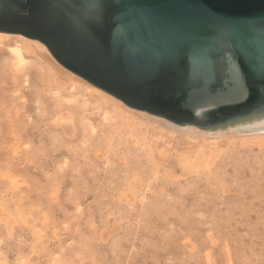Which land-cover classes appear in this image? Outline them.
<instances>
[{
	"label": "rangeland",
	"instance_id": "1",
	"mask_svg": "<svg viewBox=\"0 0 264 264\" xmlns=\"http://www.w3.org/2000/svg\"><path fill=\"white\" fill-rule=\"evenodd\" d=\"M28 44L0 38V264H264V131L187 136L183 168Z\"/></svg>",
	"mask_w": 264,
	"mask_h": 264
},
{
	"label": "water",
	"instance_id": "2",
	"mask_svg": "<svg viewBox=\"0 0 264 264\" xmlns=\"http://www.w3.org/2000/svg\"><path fill=\"white\" fill-rule=\"evenodd\" d=\"M0 33L176 126L264 118V0H0Z\"/></svg>",
	"mask_w": 264,
	"mask_h": 264
},
{
	"label": "bare ground",
	"instance_id": "3",
	"mask_svg": "<svg viewBox=\"0 0 264 264\" xmlns=\"http://www.w3.org/2000/svg\"><path fill=\"white\" fill-rule=\"evenodd\" d=\"M9 36L18 37L25 44L32 43V45L31 44H28L27 45V47L29 49L28 50L29 52L31 50L32 53H36L37 51L35 49H37V50L39 49V51H43L44 54L43 53L42 54L44 55V61L48 63V66L52 70V73H51V74H53V79L52 80H54V85H55V87H57V89L60 88V90H61V88L64 89L66 86H69V85L71 86V85L77 84V83L80 84L82 82L85 83L83 80H81L80 78H78L75 75L71 74L70 72H68L67 70H65L64 68H62L55 60H53L52 59V56L49 54V52L46 50V48L44 46H42V44H40L39 42H37V41L36 42L35 41H30L29 39H26V38H24L22 36H19V35H9V34H2V33H0V38L1 37L2 38H4V37H7L8 38ZM11 51H12V54L15 56V59H17L18 62H19V63L17 62V64H20V62L22 63L23 62V56H22V53H21V47H16L13 50L11 49ZM86 85H88V84L86 83ZM91 87H89V88H91ZM92 88H94V87H92ZM92 88L89 89V90H91L92 92L96 93L97 95H100L103 98V100L104 99L107 100L108 102L112 103L113 106H117V107L121 108L123 111H125V113L130 114L133 117V119L134 118L137 119L136 121H139L140 120V121L146 122L148 124V126H149V129H147L148 132L146 131V133L149 134V135H147V134L146 135L149 138L152 135H156L157 136V135L160 134L161 137H163L162 138L163 144H164V141H165V143H167V144H169L171 146L170 147L171 149L169 148L170 150H167L163 146L164 147L163 152L167 150V152L170 153L171 150H175V152H176L175 154H178V155H175V156L179 159V161L181 163V166L183 168L189 167L191 165L189 163L190 158L195 155L196 148H197L198 145H200V144H196V146H195L193 144H190L185 139L187 136H193V137L195 136L196 139H197V137H199L200 139L201 138H204V137H207V138L208 137H215V138L216 137L217 138L218 137H221L222 138V136L224 137L225 135H227L228 133L233 132V131H239L241 133L263 132L264 131V118L262 120H255V121H253L251 123H248V124L239 125V126H236L234 128H228L226 130H217V131H214V132L202 131V130H199L197 128L190 127V126H184V127L176 126V125H173V124H171L170 122H168V121H166L164 119H161V118H158V117H154V116L148 115V114L143 113V112L135 111V110L130 109V108L126 107V106L124 107L122 105V103L120 101L116 100L115 98H113V97L105 94L104 92H102V91H100V90H98L96 88H94V89H92ZM156 128L157 129L160 128V130H162L163 132H165V134L164 133L162 134L160 132H159V134L156 133L155 132V129ZM168 133L169 134H172L174 137H169L167 135ZM229 135H231V134H229ZM195 137H194V139H195ZM149 138H148V140L151 141ZM153 143H154V147H153L152 153H154L155 156H158L157 158L159 159V161L156 158L155 159L158 162H160V160H161L159 158V156H161V152H159V148H160L159 146L160 145L157 144V143H155V142H153ZM219 143H222V142H219ZM223 144H225V142H223ZM218 148H220L219 145H218ZM164 155H166V154L164 153L162 156H164ZM156 160H155V162H156ZM163 162H165V161L162 160L161 164Z\"/></svg>",
	"mask_w": 264,
	"mask_h": 264
}]
</instances>
